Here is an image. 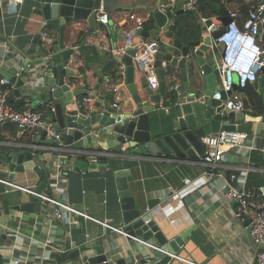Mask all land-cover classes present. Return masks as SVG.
I'll list each match as a JSON object with an SVG mask.
<instances>
[{
	"label": "crops",
	"instance_id": "obj_1",
	"mask_svg": "<svg viewBox=\"0 0 264 264\" xmlns=\"http://www.w3.org/2000/svg\"><path fill=\"white\" fill-rule=\"evenodd\" d=\"M130 1L133 0H124L125 3ZM134 1L137 3H132L129 9L109 13L113 24L109 23L108 28L97 22L96 28L91 29L87 20L74 21L66 28L67 46H76V51L67 64L70 74L67 75L66 81L72 90L81 91L74 96L75 106L83 101L87 113L94 107L101 110L114 107V103L119 104L118 114L121 112L126 115L134 114L137 109L126 81L127 66L123 60H118L121 63L119 71L113 74L106 71L109 60L115 58L113 50L124 44L127 31L135 24L130 15L136 14L148 20L152 15L149 8L158 0ZM250 4L241 0L234 2L233 6L240 9L242 16H246ZM34 6L33 0H24L17 6L16 11H11L8 6L2 8L0 59L4 56L5 61L0 65V77L10 80L22 68L28 67V61L42 57L39 55L42 47L34 41L37 34L48 31L50 40L59 38L60 30L55 26L44 27L43 17L34 13ZM199 14V23L203 28L205 25L201 18L207 15H202L201 12ZM177 17L175 11H170L168 24L159 33L154 32L156 24L154 20V27L148 31L150 35L147 39L161 35L164 42L170 44L173 39L168 38L166 34L172 31ZM208 37L212 36L202 29L201 44ZM179 38L183 44L188 45L180 36ZM138 39L136 38L137 41ZM83 45L94 46L97 49V61L86 64L81 52ZM208 53L211 61L218 65L221 45L217 40H212ZM42 70H48V67L42 65L40 69L31 68L29 73L23 71L19 78L24 79L26 84L30 81V84L36 85L35 89L41 92L44 89L42 81L44 76L40 72ZM261 78L262 75H259V79ZM144 81L147 82L145 74L135 66L134 84L142 97ZM181 82L180 77L179 83ZM220 82L219 76L216 83L219 85ZM252 87L253 92L259 95L254 84ZM15 88L16 84L11 83L8 97L13 94L16 103ZM204 89L205 80L202 78L197 89V96L201 102L205 101ZM241 93L243 98H248L252 109L257 110L253 95L244 90ZM21 102L25 108L43 106L44 111L49 110L51 105L41 100L34 103V100L24 93ZM166 108L169 106L163 104L158 110L161 117L166 118ZM257 111V116L245 117L246 122H252L248 143L252 147L230 150L217 171L224 175L236 172L248 176L250 171L255 170L251 165L250 155L253 150L264 152V106ZM46 114L48 118L49 113ZM151 115L155 116L154 112H151ZM37 136V129L22 134L16 125L10 122L0 126V146L4 149L9 143L19 144L24 147L20 150L27 152L36 147L34 140ZM110 140H115L112 135L102 134L80 149L74 144L64 145L62 135L56 141L50 138L41 140L39 146L32 151L38 153L48 169L55 170L59 163L64 170V178L59 181L53 180L55 172L50 174L52 184L41 192L63 202L67 201L98 220L125 228L127 224L123 221L115 170L109 165L104 169L89 168L86 172L78 171L76 167L83 161L95 162V155L99 152L104 154L125 151L136 154L140 156L139 163L131 167L133 179L128 182L136 206L143 212H149L160 231L169 238L192 228L188 239L170 264H257L259 247L250 237L249 221L237 216V203L226 198L220 188L219 179L212 181L206 179L204 154L190 147L189 154L184 152L183 155L156 156L147 149L140 151V148L135 146H129L125 150L128 142L116 144V141H111L113 146L109 148L106 144ZM8 172L9 168L0 165V179L8 180ZM187 178L191 180L190 183H185ZM40 181L36 173L30 169L18 173L14 183L36 190ZM170 188H174L175 192L170 191ZM151 199L159 201L149 206L148 200ZM30 202L35 203L33 209L24 207ZM57 209L59 207L39 199L35 194L12 188L0 180V264H11L13 258H19V264H59L62 258V264H73L74 261L69 257L70 252L83 245L87 246V251L91 254H107L110 264H118L121 259H124L126 264H139L137 263L139 256L156 244L154 237L148 241L143 240L142 235L129 239L127 235L81 214L72 213L73 223L69 224L62 216L64 214L62 210L60 215H57Z\"/></svg>",
	"mask_w": 264,
	"mask_h": 264
},
{
	"label": "water",
	"instance_id": "obj_2",
	"mask_svg": "<svg viewBox=\"0 0 264 264\" xmlns=\"http://www.w3.org/2000/svg\"><path fill=\"white\" fill-rule=\"evenodd\" d=\"M35 6L33 11L43 17L44 27L55 26L60 30L58 39L44 42L41 34L35 36V42L42 49L40 58L28 61V67L24 69L29 73L31 68L40 69L48 67V70L40 71L43 74V91H38L25 80L13 76L10 82L16 84L14 94L17 96L16 105L22 106L21 97L24 94L34 100L49 102L54 110L44 126L37 127L38 136L34 140L35 146H39L41 140L50 138L53 141L62 135V143L66 146L74 144L76 148H82L91 143L93 139L104 134L112 135L115 140H110L106 145L127 143L128 146H135L149 150L153 155H183L190 147H194L198 153L204 154L205 147L201 137L205 134L216 133L220 130H239L251 132L252 122H246V115L257 116L258 111L253 110L247 97L243 98L244 111L234 112L225 107L223 100L213 98V94L219 89L216 83L220 76V70L216 63H213L208 55V48L212 40H216L222 33V29L215 31L212 37L205 38L203 44L197 49L183 44L179 35L169 31L166 36L173 41L170 44L161 42L159 52L156 56V73L159 80V87L153 89L148 82L144 81L142 86L144 96L142 97L134 84L135 64L133 55L135 49L129 48L127 54L122 58L127 66L126 81L137 104L134 114H127L121 117L117 108L108 107L104 110L94 107L89 113L85 104L75 106L74 96L80 90H72L71 85L66 81L70 71L67 69L76 46H67L65 32L69 24L74 21L87 20L91 29L97 26V14L100 9L108 13L129 9L134 0L125 3L124 0H33ZM175 1V2H174ZM188 0H158L149 9L156 21L155 33H159L168 24V13L175 11L176 14L191 13L200 18L198 10L186 9L183 7ZM8 6L11 11H16L18 4L2 0V8ZM164 8L165 10H163ZM231 21L229 17L224 18V23ZM111 25L113 21L109 22ZM203 30L205 27L202 28ZM147 38L150 32L144 31ZM163 61L167 62L163 66ZM171 78H169V74ZM262 78L253 84L259 91V96L264 106V69L260 72ZM181 77L182 82L179 83ZM202 78L205 80L204 102L197 96V89L200 87ZM191 87V91L189 88ZM223 99L226 93L222 92ZM56 99H59L57 101ZM163 104L169 108L166 111V118L161 117L158 110ZM154 112L155 116L151 115ZM226 118V119H225ZM32 147L27 152L19 144H7L5 149L0 146V165L9 168L8 180L14 182L18 173H24L32 169L41 180L36 191L41 192L50 182V174L54 169H48L45 162L38 153H34ZM106 160L95 162L83 161L76 167L78 171L86 172L89 168L104 169L108 165L115 170L116 181L119 188L120 203L123 221L127 224L125 231L129 233L128 238L133 239L142 235L143 240L148 241L153 237L156 240L154 247L146 253H142L137 260L139 264H170L173 257L177 256L180 248L188 239L191 229L169 238L160 231L156 222L151 218L149 212H143L136 206L135 197L131 195L129 181H132L131 167L139 163V155L123 152L104 153ZM158 199L148 200V205L153 206ZM35 203L26 204V208L33 209ZM83 245L70 252L69 257L73 264H110L108 255L105 253L91 254ZM118 264H126L124 259Z\"/></svg>",
	"mask_w": 264,
	"mask_h": 264
},
{
	"label": "built area",
	"instance_id": "obj_3",
	"mask_svg": "<svg viewBox=\"0 0 264 264\" xmlns=\"http://www.w3.org/2000/svg\"><path fill=\"white\" fill-rule=\"evenodd\" d=\"M226 5V13L223 18L218 15L204 16L201 18L205 25L204 32L209 36L222 29V33L216 39L221 45V55L218 64L220 70L221 82L219 89L213 94V98L223 100L225 107L234 112L244 111V101L242 90L252 85L259 79L260 72L264 69V0H245L250 2V8L246 16H242L240 9L233 6L234 2L221 0ZM9 3L22 4L24 0H8ZM175 2V1H174ZM2 0H0V5ZM199 0H188L183 7L186 9L198 10ZM229 17L231 21L224 23V18ZM135 20L134 26L130 28L125 37L123 45L117 46L113 50V55L117 60H121L127 54L129 48L135 49L133 61L137 70L145 74L147 82L153 89L159 87V80L156 73V56L159 52L161 42L164 39L161 35L151 39L144 37V25L146 18L136 14L130 15ZM97 22L104 28L109 27L110 14L102 9L97 14ZM107 30V29H105ZM44 42L50 43V34L48 31L42 32ZM136 38H139L138 41ZM197 49V48H196ZM195 49V50H196ZM4 56L0 59V65L4 62ZM163 66L167 65L163 61ZM24 69L16 73L21 76ZM11 82L6 77H0V86H10ZM10 89L0 90V126L5 122L16 125L20 133L36 130L38 126L45 125V112L35 109V107H26L18 109L8 102ZM222 92L226 93L223 99ZM83 103L80 102L78 106ZM115 108H119L118 103H114ZM50 111L54 110L53 105L49 107ZM167 109V108H166ZM126 114L121 112L120 116ZM204 144V163L207 169L204 175L207 180L220 181V188L229 200L237 203V216L242 220L249 221V234L254 244L259 247L257 264H264V187L250 189L247 186L246 175L231 172L227 175L217 171L222 162L225 161L227 153L236 148L252 147L249 133L239 130H220L216 133L205 134L201 137ZM104 156L102 152L95 155V161L98 157ZM55 179L59 181L64 178V170L61 164L56 165ZM12 188L23 189L35 194L39 199L49 202L59 207L56 213L60 215L63 211V217L67 223H73L72 213L81 214L91 218L104 226L121 232L127 236L129 233L124 227L112 226L109 222L98 220L85 211L78 210L69 202H63L50 195L36 191L32 188L23 187L12 181L0 179ZM190 179H185V183H190ZM52 184L51 181L49 185ZM170 191L175 192L174 188ZM67 213V214H66ZM48 244V242H45ZM11 264H19L20 259H11Z\"/></svg>",
	"mask_w": 264,
	"mask_h": 264
},
{
	"label": "trees",
	"instance_id": "obj_4",
	"mask_svg": "<svg viewBox=\"0 0 264 264\" xmlns=\"http://www.w3.org/2000/svg\"><path fill=\"white\" fill-rule=\"evenodd\" d=\"M230 3L233 1H241V0H228ZM198 11L202 13V15H218L223 18L226 13V5L221 0H199ZM154 27V18L152 15L148 20H146L144 25V31H150ZM172 31L176 32L185 43H187L192 49L197 48L202 43V27L199 23V18H197L194 14L191 13H180L175 21V24L172 26ZM81 52L84 56L86 64L93 63L98 59V51L94 46H81ZM121 69V63L116 58H111L109 60L108 65L106 66L107 73L113 74ZM10 88V86H0L1 90H6ZM250 95L254 97L255 109L259 110L262 107V102L260 96L253 92L252 85L247 86L244 89ZM8 102L15 106L18 109H23L25 106L18 107L15 103L13 94L8 97ZM37 110H41L45 112V120L47 118L46 112H50V110L44 111L43 106L35 107ZM105 156H101L99 160H106ZM251 165L255 168V170L250 171L247 178V186L250 189L258 188L260 186H264V152L260 150H253L250 155ZM63 258L59 261V264H62Z\"/></svg>",
	"mask_w": 264,
	"mask_h": 264
}]
</instances>
